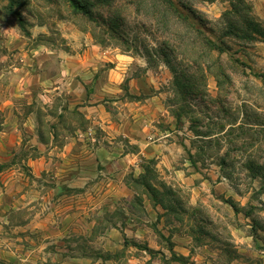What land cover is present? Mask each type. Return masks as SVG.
<instances>
[{"label": "crops", "instance_id": "obj_1", "mask_svg": "<svg viewBox=\"0 0 264 264\" xmlns=\"http://www.w3.org/2000/svg\"><path fill=\"white\" fill-rule=\"evenodd\" d=\"M59 26L60 45L49 27L25 36L0 21V264L10 255L27 264H246V232L229 227L227 246L215 225L219 184L185 176L169 193L153 178L182 173L184 145L169 140L182 133L154 132L166 94L154 93L144 59L129 73L136 58L107 56L76 25ZM126 80L135 98L122 100ZM183 184L193 185L191 207L175 191ZM12 229L34 236L29 251L10 250ZM70 233L86 242L58 240Z\"/></svg>", "mask_w": 264, "mask_h": 264}, {"label": "rangeland", "instance_id": "obj_2", "mask_svg": "<svg viewBox=\"0 0 264 264\" xmlns=\"http://www.w3.org/2000/svg\"><path fill=\"white\" fill-rule=\"evenodd\" d=\"M64 20L111 49L107 56L136 58L129 73L138 74L144 59L155 76L151 83L160 84L154 93L166 94L167 113L154 132L182 133L169 140L184 145L176 163L182 173L169 178L155 171L160 175L153 178L166 183L169 193L167 183H182L185 176L195 177L196 186L214 180L219 188L209 204L218 213L215 225L225 243L232 245L231 227L242 228L247 234L245 263L264 264V0H0L1 22L33 36L47 32L38 27H49L59 45ZM176 66L189 75L196 94L176 85ZM121 89L122 100L129 99L127 80ZM19 172V177L28 176ZM183 185L175 191L191 207L193 185ZM9 235L15 253L34 244L33 235L20 240L14 229ZM83 237L70 233L58 240L84 243ZM8 263L27 264L13 255Z\"/></svg>", "mask_w": 264, "mask_h": 264}, {"label": "trees", "instance_id": "obj_3", "mask_svg": "<svg viewBox=\"0 0 264 264\" xmlns=\"http://www.w3.org/2000/svg\"><path fill=\"white\" fill-rule=\"evenodd\" d=\"M250 25H252V23H251ZM253 26L256 27V25H253ZM20 27H21V26H20ZM21 29H22L23 32H27L26 29H24V28H22V27H21ZM27 33H28V32H27ZM26 36H29V33L26 34ZM219 50H220V49H219ZM220 51H221V50H220ZM162 56L166 58L165 55H162ZM165 58H164V59H165ZM166 66H167V65H166ZM176 67H177V66H176ZM185 74H186V73L183 72L182 69H180L179 67H177V73H176V85L179 86V87L181 88L182 91L186 90V91H189V92H190L189 94H191V93L196 94L197 91H198V90H196L197 88L194 86L193 83H190V80H189L190 77H188L189 75H188V74L185 75ZM129 97H130V96H129ZM130 98H135V97H130ZM3 168H4V166H0V172L3 170Z\"/></svg>", "mask_w": 264, "mask_h": 264}]
</instances>
